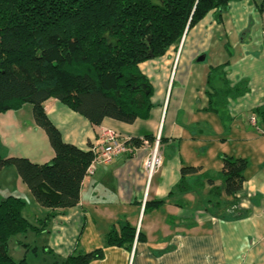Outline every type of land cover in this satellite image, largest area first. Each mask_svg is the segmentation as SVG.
<instances>
[{
	"label": "crops",
	"instance_id": "0c3cea01",
	"mask_svg": "<svg viewBox=\"0 0 264 264\" xmlns=\"http://www.w3.org/2000/svg\"><path fill=\"white\" fill-rule=\"evenodd\" d=\"M260 2H232L219 22L213 12L208 13L185 34L182 44L139 65L153 90L146 120L125 124L105 118L94 127L55 99L43 103L63 142L83 151L100 150L107 132L125 142L142 139L143 143L129 155L95 165L82 180L76 206L47 221L41 232L24 234L40 245H18L34 256L40 253L43 264L98 249L102 258L89 264H264V123L253 114L264 106V4L258 10ZM202 55L204 60L197 62ZM208 58L211 65L205 64ZM217 66H224L231 86L240 81L248 86L246 94L228 101L232 121L227 126L205 111L207 74ZM27 105L0 114V157L45 164L53 151ZM156 140L160 166L150 174L146 163ZM220 154L249 163L235 204L230 206L223 195L213 198L211 186L202 182L195 186L198 175L185 177L187 192L176 189L183 166L201 167L215 177L222 166ZM214 186L222 192L219 180ZM0 192L4 198L23 199L22 214L34 225L49 212L36 204L12 166L0 169ZM157 201L162 203L152 204ZM125 224L135 229L131 249L105 246L110 229ZM137 234L143 241L136 240Z\"/></svg>",
	"mask_w": 264,
	"mask_h": 264
},
{
	"label": "trees",
	"instance_id": "16d2710c",
	"mask_svg": "<svg viewBox=\"0 0 264 264\" xmlns=\"http://www.w3.org/2000/svg\"><path fill=\"white\" fill-rule=\"evenodd\" d=\"M240 0H0V114L32 107L36 127L46 135L53 158L35 164L26 158L0 157V169L12 166L40 208L49 212L37 225L23 216L25 201L17 196L0 200V264L14 261L8 253L11 238L39 233L58 213L76 206L80 186L94 154L63 142L49 122L43 103L55 99L97 127L105 119L125 124L146 120L151 109L152 85L139 69L141 63L160 58L208 13L217 22L229 4ZM264 0L258 5L261 10ZM224 66L209 69L206 112L221 124L231 123L227 106L248 92L247 82L231 86ZM264 123V106L253 111ZM146 140L152 142L149 136ZM141 139L126 142L140 147ZM221 170L215 177L201 167L183 166L179 192L190 188L185 177L198 175L211 186V195L237 201L244 183L246 159L219 155ZM222 183V192L214 186ZM201 184V185H202ZM162 201L152 202L158 205ZM216 206L219 205L217 202ZM135 229L128 224L110 229L105 246L131 249ZM137 241H143L140 234ZM102 250L55 259L52 264H89L102 258Z\"/></svg>",
	"mask_w": 264,
	"mask_h": 264
},
{
	"label": "built area",
	"instance_id": "2783aa9c",
	"mask_svg": "<svg viewBox=\"0 0 264 264\" xmlns=\"http://www.w3.org/2000/svg\"><path fill=\"white\" fill-rule=\"evenodd\" d=\"M183 41L184 36L180 44H182ZM250 124L256 128L254 118L250 119ZM103 141L104 143L101 146L100 150L91 149L94 154V158L91 164L88 166L85 176H89L93 173L95 165L108 164L117 157L129 155L133 149L132 146L126 144V142L122 138L114 133L107 132ZM157 145L158 141L156 140L151 158L146 163V167L150 174L154 171L155 168H158L160 166V158L157 154Z\"/></svg>",
	"mask_w": 264,
	"mask_h": 264
},
{
	"label": "rangeland",
	"instance_id": "374dc122",
	"mask_svg": "<svg viewBox=\"0 0 264 264\" xmlns=\"http://www.w3.org/2000/svg\"><path fill=\"white\" fill-rule=\"evenodd\" d=\"M206 65L209 64L211 65V63H213V60L210 58H208L206 61H205ZM201 65H204L203 63H200L198 64L197 66H199V68H201L202 66ZM205 65V66H206ZM205 66L203 68H205ZM177 81H175L174 83V87H173V91H175V89L177 88ZM172 83H173V80L171 81V84H170V87H169V90H168V97H169V94L171 92V89H172ZM29 106V108H31V105H27ZM196 167V166H194ZM218 184V183H217ZM4 198V195L2 192H0V200ZM30 210V209H29ZM31 211V210H30ZM27 221L34 225L33 224V221L30 220L29 216H27ZM35 226H38L37 224H35ZM32 235H27L24 237V235H17L13 238H11V240L9 241V244H8V253H9V256L14 260V261H19L21 259H25L26 263L27 264H43L42 263V255L40 253H37L36 256H34V254L31 252V251H28L26 252V249L25 247L21 246V245H18V242H20L21 244L23 245H29L30 247H35V246H38V241L37 243L36 242H32L33 239H32ZM40 245V244H39ZM24 248V249H23Z\"/></svg>",
	"mask_w": 264,
	"mask_h": 264
},
{
	"label": "water",
	"instance_id": "95a60500",
	"mask_svg": "<svg viewBox=\"0 0 264 264\" xmlns=\"http://www.w3.org/2000/svg\"><path fill=\"white\" fill-rule=\"evenodd\" d=\"M204 60V56L202 55V56H200L199 58H197V62H202Z\"/></svg>",
	"mask_w": 264,
	"mask_h": 264
}]
</instances>
